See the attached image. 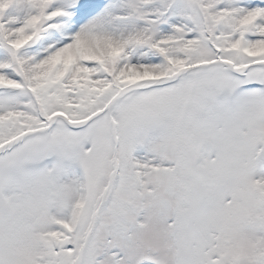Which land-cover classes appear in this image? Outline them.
<instances>
[{
    "label": "snow or ice",
    "instance_id": "obj_1",
    "mask_svg": "<svg viewBox=\"0 0 264 264\" xmlns=\"http://www.w3.org/2000/svg\"><path fill=\"white\" fill-rule=\"evenodd\" d=\"M0 264H264V0H0Z\"/></svg>",
    "mask_w": 264,
    "mask_h": 264
}]
</instances>
